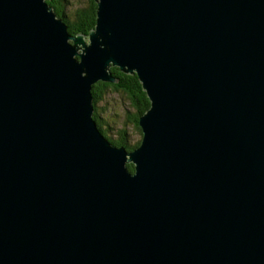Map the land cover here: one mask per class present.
Here are the masks:
<instances>
[{"label":"water","instance_id":"95a60500","mask_svg":"<svg viewBox=\"0 0 264 264\" xmlns=\"http://www.w3.org/2000/svg\"><path fill=\"white\" fill-rule=\"evenodd\" d=\"M44 1L0 0V264H264V0H96L91 46ZM114 65L131 154L93 117Z\"/></svg>","mask_w":264,"mask_h":264},{"label":"trees","instance_id":"16d2710c","mask_svg":"<svg viewBox=\"0 0 264 264\" xmlns=\"http://www.w3.org/2000/svg\"><path fill=\"white\" fill-rule=\"evenodd\" d=\"M48 4L53 8L59 17L65 18V22L69 26V32L72 34L78 32L88 34L92 29H94L96 25L97 5L95 0H90V5L88 7L76 10L74 21H71L70 17H68L66 10L61 5V0L48 1ZM111 70L113 74L119 78V82L117 84L98 82L93 86L95 108L93 117L96 119L95 121L98 122L97 125L99 126V129L102 130L101 132L110 142H112L117 147L123 146L127 149L134 150L140 145V142L136 143L135 145L131 144L129 140L130 135L124 127L117 132L116 138H114L113 135L110 136V134L113 133L111 132L112 129L108 128L107 125L104 124L101 118V113L99 112V104H101L103 96L111 91L124 95L130 102V106L135 111V113L132 114V118L128 115L127 122L133 124L137 130L141 131L139 119L150 108V100L148 99V96L143 90L142 84L136 75H127L115 67H112ZM130 119H132V121H129ZM128 169L132 173L135 172L134 166L132 164L128 165Z\"/></svg>","mask_w":264,"mask_h":264},{"label":"rangeland","instance_id":"374dc122","mask_svg":"<svg viewBox=\"0 0 264 264\" xmlns=\"http://www.w3.org/2000/svg\"><path fill=\"white\" fill-rule=\"evenodd\" d=\"M48 1H52V0H45L44 2L48 5V7L52 10V12L56 15V18L63 20V22L65 23V25L68 28L69 26L65 22V18L59 17L55 13L53 8L48 4ZM95 3L97 5V12H96V19H97L98 2L95 0ZM61 5L66 10V13H67L68 17H70V20L74 21V19H75V16H74L75 15V11L78 10V9L84 8V7H88L90 5V0H61ZM96 24H97V20H96ZM68 33L70 34L71 37H76L78 35L79 36L83 35L84 36L85 46H91L90 37H89V33L90 32L88 34H84L83 32H78V33L72 34L71 32H69V28H68ZM68 42H69L68 44H70V46L72 45L71 47H75V45L77 44V43H74L72 40H68ZM77 56L78 55H74L73 58L80 62L81 57L79 58ZM112 67L118 68V69H120L122 71V68L120 66H118V65H114ZM112 67L108 68V74H109V76L112 79L115 80L116 83L104 82L102 80H99L98 82L110 83V84H117L119 82V78L117 76H115L113 74L112 70H111ZM122 72L125 73L124 71H122ZM125 74L132 75V76L136 75L138 77L136 71H134L132 74H130V73H125ZM82 75L84 77L86 76L85 73H83ZM138 79H139V77H138ZM139 81H140V79H139ZM140 83L142 84V81H140ZM94 85L91 86V94H92V96H93V86ZM130 105H131L130 102L128 101V99L124 95L118 94L117 92H114V91H111L108 94H105L103 96V100H102L101 104H99V106H100L99 112L101 113V118H102L104 124L107 125L108 128L112 129L111 132H113V133H111V134L109 133L110 136L113 135V137L116 138L117 137V132L119 130L123 129V127H124L127 130L128 134L130 135V139L129 140H130L131 144L135 145L136 143L140 142V145L136 148V149H138L140 146H142L144 134H143V130H142L141 126H140L141 131H139V130L136 129V127L133 124L127 122L128 121V115L132 118V114L135 113L134 109ZM93 106H94V97H93ZM150 109H152L151 108V101H150V108L145 112V114L143 116L140 117V119L143 118L149 112ZM94 111H95V108H94ZM134 117H136V116H134ZM140 119H139V121H140ZM129 121H132V119H130ZM112 146L117 147L114 144H112ZM118 148H124L123 150H125V152H128L130 154L136 150V149H134V150L131 149L130 150V149H127L126 147H123V146L122 147H118ZM128 159H129V156H128ZM130 164H132L134 166V169H135V166H136L132 162H129V161L126 162V166H127L126 168H127L128 171H129L128 165H130ZM129 172H131V171H129Z\"/></svg>","mask_w":264,"mask_h":264},{"label":"bare ground","instance_id":"6f19581e","mask_svg":"<svg viewBox=\"0 0 264 264\" xmlns=\"http://www.w3.org/2000/svg\"><path fill=\"white\" fill-rule=\"evenodd\" d=\"M69 28V27H68ZM83 36V35H82ZM72 46V45H71ZM78 57V56H77ZM80 58V57H79ZM112 74V73H111ZM95 119V118H94ZM96 120V119H95ZM98 123V122H97ZM99 127V126H98ZM102 131V130H101ZM107 138V137H106ZM110 139V138H109ZM112 143V142H111ZM113 144V143H112ZM127 167V166H126Z\"/></svg>","mask_w":264,"mask_h":264}]
</instances>
